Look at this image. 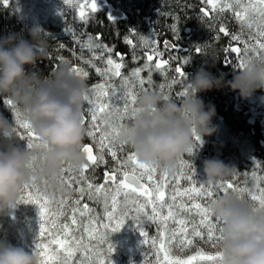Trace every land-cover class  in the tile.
Returning <instances> with one entry per match:
<instances>
[{"label": "trees", "instance_id": "16d2710c", "mask_svg": "<svg viewBox=\"0 0 264 264\" xmlns=\"http://www.w3.org/2000/svg\"><path fill=\"white\" fill-rule=\"evenodd\" d=\"M110 3L113 7L121 10L125 17L121 20H109L104 15L91 14L85 23L80 20L77 14H74L75 9L70 5L66 6L65 3L55 4L60 10H56V6L53 5L50 10L38 11L31 16L29 13L24 14L27 7L22 0H8L7 5L0 0V36H6L9 33H22L27 39L29 38L27 28L39 25L43 29L48 43V57L45 61H38L34 68H29L26 65V70L47 76L50 71L55 70L61 64L67 63L71 67H82L89 72L87 78L80 77L86 81L88 89L104 82V78L96 73L94 67L84 63V61L91 60L96 67H106L104 61L94 59L95 56L99 55V49L95 48L96 44H104L113 48L112 57L117 62H120V58L115 54L121 53L123 55L125 67L121 71L124 75L130 74L131 70L136 67H142L147 62L145 53L151 54L150 47H157L164 55L162 57L154 55L151 62L152 84H145L143 87L139 86L138 82L135 84L134 94L137 97L144 91H158L161 95H167L171 99L180 98L178 93L187 91V79L199 68L205 67L206 61L208 64L211 63L206 57V54L209 53H215L219 60L214 67H206V70L213 75H219L222 72L225 74L224 79L230 80L233 72L239 70L240 67L237 57H233L227 52L224 53L227 44L231 46L238 44L241 48L240 56H244L245 43L249 46L247 54L254 56L264 54V51H252L256 41L261 39L258 31L264 26L260 24L259 18L254 15L252 27H244V24L235 17V11L240 10L235 5L233 9L221 11L219 8L213 9L211 5L205 3V0H110ZM243 3L246 4L247 0H243ZM202 8L209 13L207 17L201 12ZM173 24L177 25L178 28L177 40L171 30ZM221 26L226 28L229 33L228 36L219 33ZM233 34L239 37L238 41L232 40ZM97 36H99V40L96 39ZM125 37L132 40L135 49L125 42ZM166 40L177 44L179 51L165 50L163 43ZM152 41L156 43L152 44ZM89 43L92 47H87ZM196 45L201 47L200 53L195 51ZM133 52L138 58L136 61H133ZM173 57L176 59H172ZM185 58H187V63L183 62ZM106 59L107 55L104 57L105 61ZM157 59L170 61L169 65L165 66L166 71L155 70ZM177 64H180L186 73L185 78H180L175 73L174 69ZM141 75L147 79L149 72L145 70ZM173 78L177 80V83H172ZM108 82H114L117 86L122 84V81L116 77ZM129 87H133V85L130 84ZM199 96L204 101L206 108L209 104L215 108V116L211 121L215 131L211 136L203 137L201 139L202 144L196 145L192 153L185 152L175 160L173 170L167 172V182L171 184L179 175L181 168L188 171L189 165H192L197 171L195 173L196 185L204 183L202 176L203 161L216 158L234 167L233 173L223 182H232L238 189H247L248 191L244 193V200L252 205L255 202L251 201L249 193L258 194V186L264 187V91L258 90L248 100H242L237 93L230 91L227 87L213 88L199 93ZM6 99L7 97H0V112L11 120L13 118L12 112L3 104ZM120 103L122 105L123 102ZM87 107L85 102L82 112L85 114L86 120L88 119ZM17 143L21 147H26V141L19 139L18 135ZM94 143L86 135L83 144ZM117 147L119 148V143ZM93 149L94 154L99 156L98 148L94 147ZM123 149V152L118 151L121 160L132 153L125 146ZM103 155L106 163L90 165L85 170L88 182L94 185L102 184L104 172L111 171L116 167V162L106 151ZM67 167L65 166V168ZM74 174L78 175V169H74ZM189 174L192 173L189 172ZM69 175V173H65L60 177L59 182L65 189L63 194L50 193L36 187L51 202L50 207L53 213H59V205L64 202L67 215L70 216V205L76 199H81V193L76 189L86 187V184H79L75 180L71 181L70 184L62 182V180H68ZM182 185L188 187L190 182L182 181ZM168 192L169 189H166V199L169 198ZM228 193L236 196L240 194L231 189L228 190ZM221 194L225 193L217 190L215 197ZM118 199L122 200V196ZM198 202L205 203L204 201ZM83 203H87L90 208L95 209L94 216L104 215L102 198L90 200L85 193L81 207ZM148 211L150 213L151 209L149 208ZM164 211L166 213L167 209ZM38 213V206L34 204L17 203L9 214L0 216V243L22 247L28 252L34 251L35 243L41 239L38 235L40 224ZM192 215L195 216V213ZM77 218L82 220L84 226L87 227L89 224L87 216L81 218L77 213ZM54 219L57 223L63 222V216H56ZM212 220L213 222L216 221L214 218ZM198 221L199 217L196 216V222L198 223ZM103 222L107 223L106 220ZM140 224L149 234L148 243H141L144 238L136 230L135 223L129 219L128 228L109 234V240L115 249L111 257L107 255V244H105L101 249L104 253L101 258H110L112 264H130V262L131 264H149V261L155 264V249L151 246V240L157 235V226L143 215H141ZM73 227L79 228V225ZM76 235L77 238L82 237L86 244H96V241H90V234L85 231V228H79ZM217 248L218 244L216 248H213L211 243L196 238L194 243L185 248L183 252H180L179 249H174V252L182 258H186L195 255L198 250L214 253ZM77 255L80 256L79 253ZM201 264H207V262H201Z\"/></svg>", "mask_w": 264, "mask_h": 264}, {"label": "clouds", "instance_id": "9594fccd", "mask_svg": "<svg viewBox=\"0 0 264 264\" xmlns=\"http://www.w3.org/2000/svg\"><path fill=\"white\" fill-rule=\"evenodd\" d=\"M26 31L27 39L22 33L0 36V97L12 102L44 147H21L14 118L0 112V216L15 207L25 184L63 194L65 189L59 182L62 167L79 169L86 162L80 146L86 137L81 117L88 85L67 63L47 76L26 70V65L34 68L48 57L43 29L34 25ZM206 57L211 63L206 61L205 67L187 79L185 95L164 99L158 91H144L118 126L117 143L141 164L171 172L175 160L192 148L194 134L201 139L213 134L215 108L210 104L206 108L199 93L227 87L248 100L258 90L264 91V54H247L244 66L234 71L230 80H225L222 72L213 75L206 70L219 60L215 53ZM233 170L222 160L205 159V186L227 180ZM207 208L221 227L217 264H264V211L253 210L232 193L210 199ZM0 264H39V257L34 251L0 243Z\"/></svg>", "mask_w": 264, "mask_h": 264}, {"label": "snow or ice", "instance_id": "6c2138e0", "mask_svg": "<svg viewBox=\"0 0 264 264\" xmlns=\"http://www.w3.org/2000/svg\"><path fill=\"white\" fill-rule=\"evenodd\" d=\"M65 4H72L74 7L80 9L79 18L81 21L87 22V14L85 9L90 8L92 12L97 11L96 0H64ZM2 3L7 5L8 0H2ZM205 3L211 5L213 9L219 8L221 11L225 9H233L234 5L240 10L235 11L236 19L242 24H246L251 28L253 23V16L259 18V22L264 26V0H205ZM204 16L209 13L205 9H201ZM111 20V17H109ZM171 30L175 39L178 38L177 25L173 24ZM219 33L228 36L229 33L225 27L219 28ZM135 34V33H133ZM261 39L256 41L252 51H264V27L258 31ZM99 40V36L96 37ZM233 41H238L239 37L232 35ZM125 42L135 45L131 39L125 37ZM155 44V41L151 42ZM63 47V45H61ZM87 47H92L91 43ZM96 49H99V55L94 59L104 61L106 67H96L93 61H84L91 67L95 68L96 73L104 78L103 83L94 85L88 89L85 95V102L87 104L88 119L82 114L81 124L86 129V135L94 144H82L80 150L85 154L86 162L83 167L78 169V175L74 174V169L68 166L62 167L61 175L69 173L68 180H62L64 183H69L75 180L79 184H86V187H79L76 190L81 193V199H76L70 205L71 215H67V208L65 203L59 205V213H53L50 207V201L45 194L31 184H25L20 191L17 203H31L38 206L39 209V242L35 243L34 254L39 257V264H112L111 259H102L104 253L101 251L103 246L107 244V255L111 257L115 251L114 246L109 240V234L118 232L124 226L125 222L131 219L135 225L136 230L140 236L143 237L141 243H148V233L140 224L141 215L146 216L153 221L157 226V235L151 240V246L155 249V264H217L220 258V253H207L203 250H198L195 255L182 258L175 254L174 249H179L183 252L185 248L194 243L196 238L205 240L216 248L221 240L220 222L216 220L213 222L207 208V201L213 199L217 194V190L223 191L225 194L231 189L233 192H239L237 199L244 200V193L247 189H238L232 182H210L209 186L204 183L196 185L195 173L196 169L189 165L188 171L183 168L179 170L174 181L169 184L166 180L167 172L156 177L157 168L138 162L133 153H129L124 160L118 156V151L123 152V145L119 144L115 139V133L118 126L122 125L125 118L128 116V110L134 108L137 95L134 94L135 84L143 87L145 84L151 85V62L154 55L162 57L164 55L157 47H150V52L145 53L147 62L142 67H136L131 70L130 74H122L121 69L125 67L123 63V55L116 53L120 58V62L113 59V48L104 45L96 44ZM178 45L164 41L165 50H175ZM249 46L244 45V56H240L241 48L230 47L225 49L226 52L236 53L239 60V67L242 68L245 64V57ZM197 53L201 52L199 45L195 46ZM107 55L106 61L104 60ZM138 58L133 52V61ZM172 59H176L173 57ZM187 63V58L184 59ZM169 60L157 59L155 62V70L166 71ZM231 63V61H228ZM147 70L149 76L147 79L143 78L141 73ZM75 75L87 78L89 72L82 67H72ZM175 73L180 78H185L186 73L180 64L174 69ZM113 77L119 78L122 81L120 86L114 82L109 83ZM172 83H177L173 78ZM133 87H129V85ZM186 90L178 93L183 96ZM164 99H168L167 95H162ZM123 102L122 105L120 102ZM3 104L8 108L13 115L16 124V131L19 139L26 141V149H39L44 145L37 143L34 132L31 130L27 122L21 120L18 111L12 102L8 99L3 101ZM194 146L187 150L188 153L194 151L196 145H201L202 140L198 135L193 136ZM98 148L99 156L93 154V148ZM105 151L116 162V167L111 171H105L104 182L100 185H94L88 182L85 175L90 165H99L106 163L104 161ZM189 172L192 174L190 175ZM183 182H190V186L184 187ZM166 189H169L168 196L165 198ZM87 193L88 199H103L104 215L94 216L95 209L90 208L89 204L83 203L82 198ZM251 201L255 202L251 206L253 210L264 211V187L258 186V194L249 193ZM122 196V200L118 199ZM198 201H204L201 203ZM245 201V200H244ZM247 202V201H246ZM123 205V207H121ZM151 209L150 213L148 209ZM165 209L167 212L165 213ZM133 212L135 213L133 215ZM79 216L88 217L89 224L84 226L82 220H78ZM195 213V216L192 215ZM56 216H63V222L57 223L54 219ZM196 216L199 217L198 223ZM106 220L107 223L103 221ZM79 225V228H85L90 236V241H96V244H86L83 238H77V231L79 228L73 227ZM103 230V231H102ZM80 254L78 256L77 254ZM131 264V262H130ZM149 264H152L149 261Z\"/></svg>", "mask_w": 264, "mask_h": 264}, {"label": "rangeland", "instance_id": "374dc122", "mask_svg": "<svg viewBox=\"0 0 264 264\" xmlns=\"http://www.w3.org/2000/svg\"><path fill=\"white\" fill-rule=\"evenodd\" d=\"M22 2L27 5L28 12L31 16H33L32 14L35 15V13L38 11L41 12V11H44L46 9L50 10L53 7V5H55L57 3H59V4L65 3L64 0H49L48 3L45 2V0H22ZM89 2H90V0H89ZM65 5L66 6L67 5L72 6L74 9H76L78 11V13L80 11V9L74 7L72 4H65ZM55 6H56L55 7L56 10H60V8H57V5H55ZM160 173H164V172L157 170L156 176H159ZM126 228H128V221L125 222L124 226L121 229H126Z\"/></svg>", "mask_w": 264, "mask_h": 264}, {"label": "bare ground", "instance_id": "6f19581e", "mask_svg": "<svg viewBox=\"0 0 264 264\" xmlns=\"http://www.w3.org/2000/svg\"><path fill=\"white\" fill-rule=\"evenodd\" d=\"M104 1V0H103ZM105 4H106V6H107V0H105ZM96 3H97V7L99 8V6H100V4H101V0H96ZM110 4V3H109ZM111 5V4H110ZM110 7H113L112 5L110 6ZM85 11H86V14H87V18H89V15H94V14H101V15H103L101 12H92L91 11V9L90 8H88V9H85ZM74 14H77L78 16H79V13H78V11L75 9V11H74ZM124 14V13H123ZM107 19H109V12H108V14H107V16H105ZM124 17H125V14H124ZM123 17V18H124ZM113 19H116V20H121L122 18H112L111 17V20H113ZM110 20V19H109ZM24 26V25H23ZM23 26H20L21 28L23 27ZM233 46H235V47H239L240 48V46L238 45V44H234V45H228L227 44V46L224 48V53L226 54V51H225V49H229L230 47H233ZM227 53H229V54H232L233 55V57L235 56V57H237V55L238 54H236V53H230V52H227ZM261 101H263V100H261ZM263 119H264V114H263ZM105 173V172H104ZM103 176H104V174H103ZM196 262L194 261V264H195Z\"/></svg>", "mask_w": 264, "mask_h": 264}, {"label": "flooded vegetation", "instance_id": "af4514ba", "mask_svg": "<svg viewBox=\"0 0 264 264\" xmlns=\"http://www.w3.org/2000/svg\"><path fill=\"white\" fill-rule=\"evenodd\" d=\"M46 2H48L49 0H45ZM108 2V4H107V6H106V2H105V0L103 1V0H101V4H100V6H99V8L97 7V11L96 12H101L104 16H107V14H108V12H109V9H110V6L112 5L111 3H110V0H107ZM111 5H110V4ZM26 7H27V5L26 4H24ZM113 6V5H112ZM116 8V7H115ZM28 9V8H27ZM19 14V13H18ZM174 51H179L178 49L177 50H174Z\"/></svg>", "mask_w": 264, "mask_h": 264}, {"label": "water", "instance_id": "95a60500", "mask_svg": "<svg viewBox=\"0 0 264 264\" xmlns=\"http://www.w3.org/2000/svg\"><path fill=\"white\" fill-rule=\"evenodd\" d=\"M109 16L112 17V18H115V17L116 18H123L124 14H123V12L121 10L115 9L113 7H110ZM166 41H168V40H166ZM170 43H172V42H170ZM163 45H164V43H163ZM82 114H83V112H82ZM85 119H86V117H85ZM93 154H94V152H93Z\"/></svg>", "mask_w": 264, "mask_h": 264}]
</instances>
